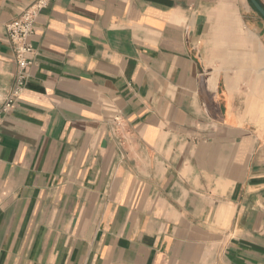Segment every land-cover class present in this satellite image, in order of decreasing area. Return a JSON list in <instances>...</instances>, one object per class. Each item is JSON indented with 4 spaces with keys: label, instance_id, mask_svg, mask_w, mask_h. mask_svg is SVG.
Instances as JSON below:
<instances>
[{
    "label": "crops",
    "instance_id": "obj_1",
    "mask_svg": "<svg viewBox=\"0 0 264 264\" xmlns=\"http://www.w3.org/2000/svg\"><path fill=\"white\" fill-rule=\"evenodd\" d=\"M34 1L0 0V264H264L250 1L56 0L3 113Z\"/></svg>",
    "mask_w": 264,
    "mask_h": 264
},
{
    "label": "built area",
    "instance_id": "obj_2",
    "mask_svg": "<svg viewBox=\"0 0 264 264\" xmlns=\"http://www.w3.org/2000/svg\"><path fill=\"white\" fill-rule=\"evenodd\" d=\"M56 0H35L6 27V39L16 64L15 86L3 103L2 112L9 111L23 92L35 49L31 43L40 11Z\"/></svg>",
    "mask_w": 264,
    "mask_h": 264
},
{
    "label": "rangeland",
    "instance_id": "obj_3",
    "mask_svg": "<svg viewBox=\"0 0 264 264\" xmlns=\"http://www.w3.org/2000/svg\"><path fill=\"white\" fill-rule=\"evenodd\" d=\"M264 2V0H263ZM229 3H234V1H230ZM227 18L225 19L226 23H228L231 28H234L235 25H234V18L230 15V14H226ZM257 56L261 57V55L257 54ZM262 67H260V69H258V72L257 70L254 72H251L250 73V76H254V77H259L260 79H264V70H261ZM261 70V71H260ZM257 72V73H256ZM245 73V71H244Z\"/></svg>",
    "mask_w": 264,
    "mask_h": 264
},
{
    "label": "water",
    "instance_id": "obj_4",
    "mask_svg": "<svg viewBox=\"0 0 264 264\" xmlns=\"http://www.w3.org/2000/svg\"><path fill=\"white\" fill-rule=\"evenodd\" d=\"M254 10L260 15L264 20V8L260 5L257 0H249Z\"/></svg>",
    "mask_w": 264,
    "mask_h": 264
}]
</instances>
